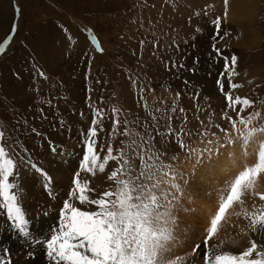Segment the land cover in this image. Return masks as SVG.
<instances>
[{"label":"rangeland","instance_id":"1","mask_svg":"<svg viewBox=\"0 0 264 264\" xmlns=\"http://www.w3.org/2000/svg\"><path fill=\"white\" fill-rule=\"evenodd\" d=\"M217 17L219 35L213 23ZM14 25L15 35L0 54V127L10 135L18 156L51 177L49 183L27 163L19 169L22 206L33 238L45 240L58 230L66 200L95 210L70 197L78 172L81 182L90 181L95 189L90 198L114 187L108 177L115 161L95 176L80 169L97 109L103 113L96 117L98 129H103L97 144L101 156L109 144L116 150L128 143L129 137L122 135L127 120L136 121L128 126L140 135H155L156 147L163 145L180 162L185 155L174 140H160L168 122L162 114L170 117L174 129L191 132L186 143L193 148L202 149L208 139L228 140L235 133L224 117L241 118L229 107L228 92L253 101L242 116L259 113L253 123L264 126V0H229L227 8L224 0H0V42ZM232 56L237 63L226 68ZM232 83L240 87L232 89ZM172 107L175 113H165ZM114 109H119L120 120L116 135ZM153 117L159 120V135ZM197 133H205L203 140ZM257 191L264 192V178ZM251 199L249 211L254 204L264 205ZM227 221L219 241L225 250L239 254L257 237L243 216L230 214ZM7 233L11 250L3 249L12 264H52L46 248L22 237L0 209V245ZM200 234L177 264H203ZM196 245L200 248L194 251Z\"/></svg>","mask_w":264,"mask_h":264},{"label":"snow or ice","instance_id":"2","mask_svg":"<svg viewBox=\"0 0 264 264\" xmlns=\"http://www.w3.org/2000/svg\"><path fill=\"white\" fill-rule=\"evenodd\" d=\"M228 3L229 0H224L226 8ZM16 10L19 11L18 8ZM213 23L219 35L221 18L217 17ZM16 30L17 26L14 25L6 39L0 42V54L9 47ZM91 38L99 48L95 36ZM99 50L103 51L102 48ZM217 51L219 52L218 49ZM236 63L237 57L232 56L231 64H226V68L233 67ZM172 66L176 67L175 64ZM232 74L236 75L234 71ZM39 75L46 78L42 71ZM220 86L223 91V85ZM238 87L240 85L230 84L232 89ZM225 96L229 107L241 116L238 121L224 117L230 120L235 133V136H231L225 129H219L229 135L226 143L220 144L219 141L208 139V146L193 148L186 143L191 132L183 128L174 129L170 117L163 114L161 118L168 122L164 125L165 133L160 136V140L164 144L174 140L185 157L194 160L197 165L203 163L205 155L211 158L213 154H221V147L227 148L239 142L247 156V148L253 143L258 145V157L254 164L245 166L219 192L218 210L206 229L202 258L203 264H264V205L257 207L254 204L252 211L247 207L249 198L258 196L260 201H264V192L257 191L258 181L264 178V140L259 139L264 137V126L253 123L259 113L246 118L242 116V110L251 107L253 101L246 97H233L231 92L225 93ZM176 97L179 98V93ZM168 111L175 113L177 109L172 107L170 110L166 109L165 113ZM114 112L117 115L113 121L112 133L116 135L119 134L116 131L120 124L119 109H114ZM96 117H103L99 109L96 110L86 134V151L80 169L95 176L97 171L104 173L109 162L115 161L117 167L108 177L114 187L96 198H90V193H94L95 189L90 187V181L81 182L78 172L74 188L70 192V197L75 198L79 204L93 205L95 210H82L66 200L60 213L58 230H54L50 238L45 240L31 237L30 220L22 206L23 190L18 183L19 169L27 163L49 183L51 177L30 159L26 161L18 156L14 145L10 143V135L3 127H0V209L4 210L7 220L11 221V227L22 237L46 248V255L52 264H177L176 258L169 253L172 245L177 242L175 212L184 194L182 185L187 183V177L179 170V156L175 153L169 155L163 145L157 148L155 135H140L128 126L135 125L136 121L127 120L124 122L122 135L129 137L128 143L122 142V147L116 150L109 144L106 154L101 156L99 152L103 149L98 151L97 144L99 132L103 129H98L100 120ZM153 121V128L159 135V120L153 117ZM197 135L203 140L205 133ZM52 151H56L55 147ZM230 214L243 216L249 221V231L257 237L250 239L248 246L239 254L225 250L223 241H219L218 237L222 222H226ZM199 248L200 245H196L194 251ZM0 264H12L6 249L0 252Z\"/></svg>","mask_w":264,"mask_h":264},{"label":"bare ground","instance_id":"3","mask_svg":"<svg viewBox=\"0 0 264 264\" xmlns=\"http://www.w3.org/2000/svg\"><path fill=\"white\" fill-rule=\"evenodd\" d=\"M259 139L264 140V137H260ZM218 141L220 144L227 142V140ZM206 146L208 145L205 144L204 147ZM257 148L258 145L253 143L247 148L248 155L246 156L244 155L245 149L238 142L235 145H229L227 148L221 147L219 150L221 154L219 155L213 154L211 158L205 155L202 164L197 165L194 160H188L185 156V158L181 159L179 170L187 177V183L182 185L184 187V194L175 212L177 220L175 235L177 242L172 245L171 252L169 253L170 256L175 257L177 261L183 259L185 256H188L194 247L192 246L194 242L193 237L201 235V232L205 237L206 229L210 225V219L218 210L220 190L243 170L245 166L254 164L258 157ZM52 166L57 167L56 164H52ZM252 198L254 201L259 200L258 196ZM251 200L249 198V201ZM228 227V223L222 222L219 233L225 229L227 230ZM9 236L11 235L7 233L4 237ZM3 247L11 250V238L3 240L0 250L3 251Z\"/></svg>","mask_w":264,"mask_h":264}]
</instances>
